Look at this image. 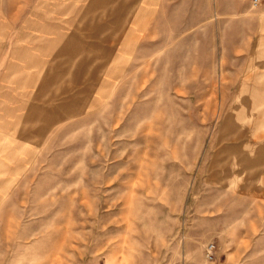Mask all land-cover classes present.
Here are the masks:
<instances>
[{
	"label": "rangeland",
	"instance_id": "1",
	"mask_svg": "<svg viewBox=\"0 0 264 264\" xmlns=\"http://www.w3.org/2000/svg\"><path fill=\"white\" fill-rule=\"evenodd\" d=\"M0 264H264V0H0Z\"/></svg>",
	"mask_w": 264,
	"mask_h": 264
},
{
	"label": "built area",
	"instance_id": "2",
	"mask_svg": "<svg viewBox=\"0 0 264 264\" xmlns=\"http://www.w3.org/2000/svg\"><path fill=\"white\" fill-rule=\"evenodd\" d=\"M258 0H254V3H256ZM212 247V245H210V248ZM210 253V252H209ZM209 256V255H208ZM210 257V256H209Z\"/></svg>",
	"mask_w": 264,
	"mask_h": 264
}]
</instances>
